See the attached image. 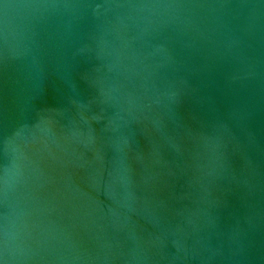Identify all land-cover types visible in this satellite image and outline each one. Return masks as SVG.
Wrapping results in <instances>:
<instances>
[{"label":"water","instance_id":"95a60500","mask_svg":"<svg viewBox=\"0 0 264 264\" xmlns=\"http://www.w3.org/2000/svg\"><path fill=\"white\" fill-rule=\"evenodd\" d=\"M0 264H264V0H0Z\"/></svg>","mask_w":264,"mask_h":264}]
</instances>
